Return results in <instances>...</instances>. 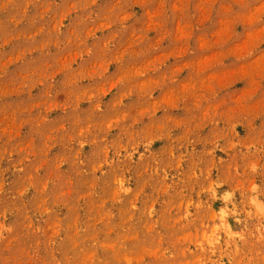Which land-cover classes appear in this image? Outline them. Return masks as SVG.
<instances>
[{"label": "rangeland", "instance_id": "374dc122", "mask_svg": "<svg viewBox=\"0 0 264 264\" xmlns=\"http://www.w3.org/2000/svg\"><path fill=\"white\" fill-rule=\"evenodd\" d=\"M0 264H264V0H0Z\"/></svg>", "mask_w": 264, "mask_h": 264}]
</instances>
